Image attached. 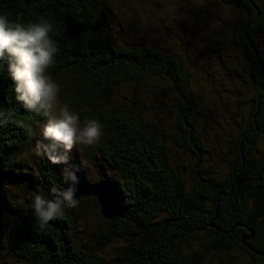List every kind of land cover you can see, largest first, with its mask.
I'll return each instance as SVG.
<instances>
[{"label":"trees","instance_id":"16d2710c","mask_svg":"<svg viewBox=\"0 0 264 264\" xmlns=\"http://www.w3.org/2000/svg\"><path fill=\"white\" fill-rule=\"evenodd\" d=\"M222 2L231 18L177 28L191 48L181 55L147 42L143 27L138 40L139 26L125 16L123 25L111 0H0L14 22L54 25L59 52L49 72L69 80L60 101L75 93L87 111L81 120H99L104 133L72 151L78 177L88 156L95 162V174L84 168L79 177L77 206L41 230L34 185L53 199V186L68 187L64 166L37 156L33 182L25 158L46 118L17 101L0 62V110L13 113L0 126V264H245L237 254L264 264V0ZM244 74L254 89L247 100ZM125 85L143 87L152 109L121 100ZM173 108L177 132L168 133ZM176 148L195 161L191 175Z\"/></svg>","mask_w":264,"mask_h":264},{"label":"clouds","instance_id":"9594fccd","mask_svg":"<svg viewBox=\"0 0 264 264\" xmlns=\"http://www.w3.org/2000/svg\"><path fill=\"white\" fill-rule=\"evenodd\" d=\"M54 32V25L43 18L25 24L0 14V62L7 64L16 99L28 111L46 118L43 139L36 143L35 155L63 165V177L68 185L62 189L53 186V199L39 194L32 199L31 208L41 230L50 221L62 217L65 208L78 204L79 169L71 164L73 149L97 145L104 135L99 120L85 118L81 123L80 114L60 102L61 86L49 72L59 52L57 42L50 35ZM12 120V112L0 110V126H7Z\"/></svg>","mask_w":264,"mask_h":264},{"label":"rangeland","instance_id":"374dc122","mask_svg":"<svg viewBox=\"0 0 264 264\" xmlns=\"http://www.w3.org/2000/svg\"><path fill=\"white\" fill-rule=\"evenodd\" d=\"M111 1L113 2V8H116L117 11L121 13L120 15H122L123 25H126V22H124L125 21L124 16H125V17H128L129 22L131 21L132 24L139 26V30L135 32L138 40L141 38L140 34L143 33V32H140V27H143V29L149 30L150 32L149 34L150 38L146 39L147 42L152 41L153 44H155L157 47H162L166 51H173V53H179L181 55H185V53L187 51H190L191 48L185 50L184 45H182L181 42L178 40V37H176L178 27H186V26L192 27V26H195V24L206 23L208 22L207 21L208 18L209 20L212 21L213 19H216V16H221L224 19L231 18V16L229 15V12L227 11L228 9L225 8L222 0H111ZM112 10L106 9L107 15L110 14ZM189 10H192L191 14L188 13ZM234 15L235 13L233 12V16ZM135 19L139 22V24ZM126 29L127 27L123 28V32ZM151 29H154V30H151ZM206 31L207 30H205V32ZM200 33L203 35L201 37L205 39L207 38L206 33L204 32H200ZM141 40H143V36ZM185 42L186 43L188 42L191 45V40H186ZM230 52L232 55H236L238 56L240 60L244 61L240 55H237L236 52L227 50L228 54ZM209 54L214 55L212 52H209ZM222 58L227 59L225 56V52L223 53ZM213 59L217 63L219 62V59L214 56H213ZM223 63L225 62L223 61L222 64ZM244 75H245V80L247 81V87L250 90L248 92L249 97L245 96V100H247V98L251 97V92H253L254 89H253V83L247 80V78H249L248 75L247 74H244ZM66 81H69V80L68 79L61 80V81L59 80L57 82L60 84L61 88H64L66 86ZM142 89L144 88L143 87H139V89L136 88L137 92H134V91H131V88H129L128 85L122 86L120 90V96H121L120 99L123 100V97L126 98L128 96L129 103L132 104V102L139 101L143 106L147 107L148 109H152V107H150L151 105L149 101L151 100L153 101L154 97H150L148 96V94L147 95L144 94L142 92ZM222 93H223V96L226 99H228V93L226 94L224 91ZM67 94L71 98L68 105L72 109L75 108L74 110L76 112H82L86 114L87 111L83 109L81 106L78 105L76 107V102L73 100L75 93H67ZM215 99H217V97H215ZM232 100L234 99L232 98ZM218 101L220 103V100ZM232 103L233 102H230L229 104V100H228V105H231ZM61 104H63V102H61ZM73 104H75V107L73 106ZM153 107L157 109L156 104ZM171 111H172V116L169 117L168 119H165L164 121V126H165V123L167 124L165 128L168 133L177 132L176 127H175L176 110L173 108ZM45 123H46V120L39 125V128H37L38 132H40V135L36 138V142L43 139L42 133H43V127ZM81 123H83L82 120H81ZM176 149H177V154L181 157V159L185 161L186 165H189L187 167V170L182 168L180 171L185 170L188 174H190V170L193 167V164H195V161L188 154H185L184 152H182L180 148H176ZM78 150H79V147L77 146V148L73 149V152L76 151L75 153H77ZM227 158L231 160L232 154L230 153V155H228ZM25 159H27L28 163L30 164V167L32 169L31 173L35 175L34 176L29 172L31 176L33 177L32 178L33 182L35 183L36 181L35 168L37 164L40 163V159L36 155H34V153L29 154V156H27ZM74 159H75V155L74 153H71L70 160L72 161ZM86 161L87 162L85 163V165L87 168L83 166V169L80 170V175H79L80 179L85 178L83 176L84 168H85V171L90 169L87 171L88 174L89 173H92V175L95 174L93 170V164L95 163L93 158L88 156L86 158ZM61 173L63 174V168H62ZM110 175L113 176L112 174ZM34 186H37L36 193H34L32 197L30 196L29 197L33 199L34 196L37 194L43 196L44 191L40 187V184L37 183ZM13 189L21 190L22 188L20 186H17L16 188H13ZM25 192H28V190ZM17 193H19L20 194L19 196L22 198L25 196L24 193L22 192H17ZM80 228H83V224L81 225ZM237 256L241 258L242 262L244 261L243 263L249 264V259L247 257H244L241 254H237ZM230 260L231 262L234 261V259H230ZM214 264H218V262L216 261Z\"/></svg>","mask_w":264,"mask_h":264}]
</instances>
